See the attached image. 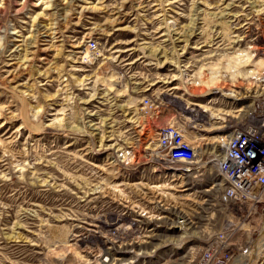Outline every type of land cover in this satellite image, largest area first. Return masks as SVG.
Listing matches in <instances>:
<instances>
[{
    "label": "rangeland",
    "instance_id": "obj_1",
    "mask_svg": "<svg viewBox=\"0 0 264 264\" xmlns=\"http://www.w3.org/2000/svg\"><path fill=\"white\" fill-rule=\"evenodd\" d=\"M262 93L264 0H0V264H194L229 220L233 264H264V204L240 218L216 185ZM169 122L190 177L154 157Z\"/></svg>",
    "mask_w": 264,
    "mask_h": 264
},
{
    "label": "built area",
    "instance_id": "obj_2",
    "mask_svg": "<svg viewBox=\"0 0 264 264\" xmlns=\"http://www.w3.org/2000/svg\"><path fill=\"white\" fill-rule=\"evenodd\" d=\"M87 46L89 51L95 52L98 42L90 39ZM80 56L85 64L90 62L91 55L82 53ZM260 95L232 123V132L225 139L222 152L218 153L216 159L221 176L219 201L232 205L231 211L239 214L240 218L253 210H259V205L264 204V93ZM144 103L150 111L155 112L160 107L153 98L146 97ZM239 125L242 126L239 128ZM154 142V157L171 166L182 165L180 168L184 176L190 177L194 167L200 168L198 165L203 155L198 151L196 139L188 135L185 123L169 122L159 127ZM176 217L178 224L187 222L185 216ZM236 231L234 221L229 220L224 230L214 232L212 239L195 258L194 264L235 263L241 246L239 237L235 238Z\"/></svg>",
    "mask_w": 264,
    "mask_h": 264
},
{
    "label": "bare ground",
    "instance_id": "obj_3",
    "mask_svg": "<svg viewBox=\"0 0 264 264\" xmlns=\"http://www.w3.org/2000/svg\"><path fill=\"white\" fill-rule=\"evenodd\" d=\"M47 4H49L50 5V3L47 1ZM49 5H47L46 6V9H49ZM43 14V13H42ZM49 15V14H48ZM48 15H42L41 17L43 18V19H45V20H49V16ZM45 16H47V17H45ZM40 17V16H39ZM50 28V27H49ZM165 34H162V36H164ZM26 42V41H25ZM25 42H23V43H25ZM22 45H27V43L26 44H22ZM89 54V51L87 52V56H89L88 55ZM34 58V57H33ZM26 59H28V58H26ZM32 58H30L29 60H31ZM248 60V59H247ZM239 61H241V59L239 60ZM242 73V72H241ZM176 79V78H175ZM14 80V79H13ZM215 80H213L212 78L210 79V80H208V81H203L204 83H205V85L207 84V85H210V84H212L213 82H214ZM108 85V84H107ZM213 86V85H212ZM174 89H178V87L177 86H175V87H173ZM173 88H171V89H173ZM229 95H232V93L230 92V94ZM196 105H198V104H196ZM194 111V110H193ZM227 127V126H226ZM218 128V127H217ZM223 129H224V127H223ZM230 136V135H229ZM228 136V137H229ZM226 139V138H225ZM218 143H220V146L223 148V146H224V144H225V141L223 142L222 140H220V139H217L216 140ZM219 184H217V185H221L220 183L221 182H218ZM190 220V219H189ZM188 220V218H186V221H187V223H189V222H191V221H189ZM183 226H185V225H183ZM182 227V226H181ZM188 228V227H187ZM181 229H183V228H181ZM105 236V235H104ZM108 237V236H107ZM110 237V236H109ZM112 240V239H111ZM144 240V239H143ZM107 241L108 242H110V240H108V238H107ZM140 241V240H139ZM137 242V241H136ZM137 243H139V242H137ZM263 243H257V250L254 252V251H252L254 254H256V255H258L259 254V250H260V248L263 246L264 247V245H262ZM129 245V244H128ZM131 245H133V244H131ZM130 245V246H131ZM262 249H264V248H262ZM261 251V250H260ZM105 256V255H104ZM253 256V255H252ZM250 258V257H249ZM106 259V258H105ZM237 260V259H236ZM255 260V259H254ZM253 260V261H254ZM250 261H252V260H250ZM248 262H249V260H248ZM253 263V262H252ZM241 264H246V261H243V262H241ZM250 264V263H249Z\"/></svg>",
    "mask_w": 264,
    "mask_h": 264
}]
</instances>
